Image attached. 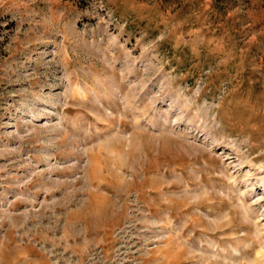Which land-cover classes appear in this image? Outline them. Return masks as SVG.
Segmentation results:
<instances>
[{
    "label": "rangeland",
    "instance_id": "374dc122",
    "mask_svg": "<svg viewBox=\"0 0 264 264\" xmlns=\"http://www.w3.org/2000/svg\"><path fill=\"white\" fill-rule=\"evenodd\" d=\"M0 264H264V0H0Z\"/></svg>",
    "mask_w": 264,
    "mask_h": 264
}]
</instances>
